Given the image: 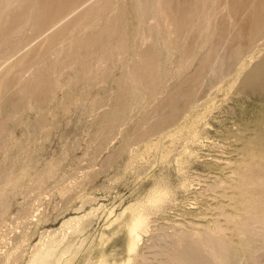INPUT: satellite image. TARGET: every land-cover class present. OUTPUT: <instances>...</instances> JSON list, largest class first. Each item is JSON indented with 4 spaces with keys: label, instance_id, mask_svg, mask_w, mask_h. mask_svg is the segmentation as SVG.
Here are the masks:
<instances>
[{
    "label": "rangeland",
    "instance_id": "obj_1",
    "mask_svg": "<svg viewBox=\"0 0 264 264\" xmlns=\"http://www.w3.org/2000/svg\"><path fill=\"white\" fill-rule=\"evenodd\" d=\"M263 62L264 0H0V264H264Z\"/></svg>",
    "mask_w": 264,
    "mask_h": 264
},
{
    "label": "bare ground",
    "instance_id": "obj_2",
    "mask_svg": "<svg viewBox=\"0 0 264 264\" xmlns=\"http://www.w3.org/2000/svg\"><path fill=\"white\" fill-rule=\"evenodd\" d=\"M253 77H257L258 79H261L264 81V62L259 64L258 67L254 68L252 70L250 78H253ZM262 83H264V82H262ZM142 220L140 219L138 221L137 220L135 221L134 225L131 228L132 234H133V232H136V230L140 228L139 226L142 224V222H143ZM143 226H141V227H143ZM136 237L138 238V235ZM135 240H136V238H135ZM59 244H60V242H57L55 240L41 244V246L38 249H36V251L33 254L29 264H49L51 262V260L55 257L56 250L59 247Z\"/></svg>",
    "mask_w": 264,
    "mask_h": 264
}]
</instances>
